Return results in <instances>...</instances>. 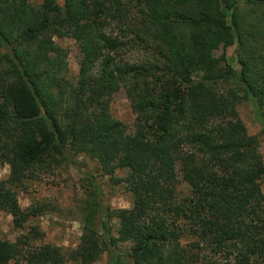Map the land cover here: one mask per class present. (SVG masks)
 I'll return each instance as SVG.
<instances>
[{
    "label": "trees",
    "instance_id": "1",
    "mask_svg": "<svg viewBox=\"0 0 264 264\" xmlns=\"http://www.w3.org/2000/svg\"><path fill=\"white\" fill-rule=\"evenodd\" d=\"M131 1L0 0V164L9 167L0 211L23 224L28 215L8 186L65 158L69 146L105 174L128 168L134 204L116 212L109 243L130 241L132 264H196L200 243L231 253L233 264L263 259L264 164L236 107L249 101L264 131V0H249L248 15L239 0ZM54 36L73 38L82 53L74 83L57 74L67 53ZM132 49L141 63L121 61ZM120 88L136 114L130 137L109 113ZM178 158L191 188L179 204ZM167 216L190 224V245ZM92 226L84 223L76 249L45 245L24 264H92L102 253ZM20 254L17 242L0 240V264Z\"/></svg>",
    "mask_w": 264,
    "mask_h": 264
},
{
    "label": "rangeland",
    "instance_id": "2",
    "mask_svg": "<svg viewBox=\"0 0 264 264\" xmlns=\"http://www.w3.org/2000/svg\"><path fill=\"white\" fill-rule=\"evenodd\" d=\"M249 0H239L240 6L248 15L251 3ZM33 6H39L43 0H27ZM64 0H56L63 6ZM133 3L131 0H117V8ZM133 11V9L131 10ZM261 12V11H260ZM255 13L250 14L252 16ZM136 15L133 11L132 16ZM120 35L119 30H114ZM115 35V34H114ZM53 43L63 49L66 59L64 69L57 74L63 80L75 82L78 78L82 53L71 37H53ZM232 48L226 50L227 56L234 65L236 53ZM260 47L257 46V51ZM3 52V50L1 49ZM222 48L215 52L219 56ZM168 52L164 51V55ZM144 55L136 49L129 50L121 56V61L131 65L141 63ZM237 84L231 79L226 88H233ZM238 116L242 120L248 135L255 136L259 142V152L264 164V131L259 121L257 111L249 101H243L236 107ZM109 113L115 120L125 126L126 136L135 133L136 114L132 111L130 100L125 89L120 88L110 99ZM69 153L63 159H58L50 165L45 164L40 169L23 177L21 182L8 187L15 193L20 208L28 215L27 220L20 226H14L12 217L0 211V240L10 243L17 242L20 256L7 264H24L26 253L39 249L45 245L57 247L62 254L77 248L83 234L85 222H92L102 253L92 264H132L129 253L132 250L130 241L109 243L110 239H117L118 219L115 216L118 210L131 209L134 196L124 183L129 174L128 168L117 169L112 174H105L98 161L83 153H74L69 146ZM199 158L200 156L197 155ZM181 159L176 160V203H182L190 196L191 188L182 180ZM9 176L8 165L0 164V180ZM261 191L264 192V176L259 180ZM168 223L175 221V227L181 232L180 243L190 245L194 241L189 237L187 229L190 224L185 220H173L167 216ZM106 243V244H105ZM196 252H199V261L196 264H233L232 254L218 252L210 244L200 243ZM64 264H78L66 260ZM247 264H264V258H252Z\"/></svg>",
    "mask_w": 264,
    "mask_h": 264
}]
</instances>
